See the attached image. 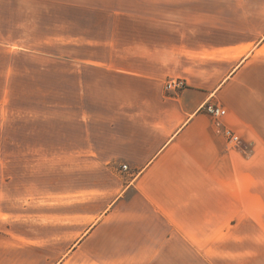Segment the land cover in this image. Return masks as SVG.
Segmentation results:
<instances>
[{
	"label": "crops",
	"instance_id": "0c3cea01",
	"mask_svg": "<svg viewBox=\"0 0 264 264\" xmlns=\"http://www.w3.org/2000/svg\"><path fill=\"white\" fill-rule=\"evenodd\" d=\"M66 6L95 13L80 50L22 54L65 63L81 122L97 125V166L112 176L63 195L55 217L73 233L60 249L54 235L34 240L48 255L31 263L264 264V2ZM171 78L184 88L166 91ZM208 101L226 108L240 146Z\"/></svg>",
	"mask_w": 264,
	"mask_h": 264
},
{
	"label": "rangeland",
	"instance_id": "374dc122",
	"mask_svg": "<svg viewBox=\"0 0 264 264\" xmlns=\"http://www.w3.org/2000/svg\"><path fill=\"white\" fill-rule=\"evenodd\" d=\"M131 2L0 0V264L40 260L47 252L40 256L31 245L34 240L44 244L50 235L62 248L73 233L55 217L64 212L63 195L101 181L106 185L112 176L97 166L92 130L97 125L81 122L76 102L80 93L74 92L77 82L63 75L65 63L51 57L48 62L34 59L22 49L63 55L79 51L82 21L88 20L84 27L92 25L89 19L95 13L66 5L104 9L115 4L128 7ZM93 28L108 30L106 25Z\"/></svg>",
	"mask_w": 264,
	"mask_h": 264
},
{
	"label": "built area",
	"instance_id": "2783aa9c",
	"mask_svg": "<svg viewBox=\"0 0 264 264\" xmlns=\"http://www.w3.org/2000/svg\"><path fill=\"white\" fill-rule=\"evenodd\" d=\"M185 82L181 78H171L165 82L164 89L166 91L177 92L184 88ZM204 109L208 112L216 125L220 126L222 129V135L225 137L230 145H237L239 143V136L228 126L222 122V116L227 112L226 108L217 102H206ZM127 165L123 164L122 168H126Z\"/></svg>",
	"mask_w": 264,
	"mask_h": 264
}]
</instances>
